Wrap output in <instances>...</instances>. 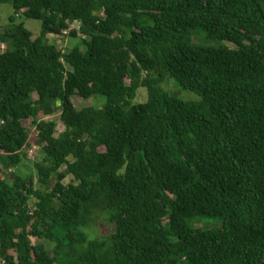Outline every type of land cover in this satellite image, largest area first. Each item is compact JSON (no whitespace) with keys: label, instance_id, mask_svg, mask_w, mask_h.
<instances>
[{"label":"trees","instance_id":"1","mask_svg":"<svg viewBox=\"0 0 264 264\" xmlns=\"http://www.w3.org/2000/svg\"><path fill=\"white\" fill-rule=\"evenodd\" d=\"M2 4L1 264H264V0ZM67 30L63 50L50 36ZM99 216L113 230L92 238Z\"/></svg>","mask_w":264,"mask_h":264},{"label":"rangeland","instance_id":"2","mask_svg":"<svg viewBox=\"0 0 264 264\" xmlns=\"http://www.w3.org/2000/svg\"><path fill=\"white\" fill-rule=\"evenodd\" d=\"M15 14L14 8L11 4H2L0 5V22L1 26L6 27L9 24V19L11 16ZM18 23H23L25 28L29 30L33 34V39H36L39 37L42 29V22L38 20H33V19H28L24 15H21L17 18ZM77 27V26H76ZM77 29V28H75ZM53 42H55L58 47L62 48L63 50H67L69 48H72L76 44L80 42L79 39L76 38H71L69 35H52L50 36ZM162 87L169 92V94H172L176 96L177 98L186 101V102H198L200 100L199 96H197L195 93L183 90L175 80H168L165 83H163ZM149 95L148 91L146 88L141 87L138 90L137 96L132 100V105H140L144 104L148 101ZM34 99H37V96H34ZM73 103L75 107L78 110H82L84 108H95V109H103L106 104H107V98L105 96H95L90 99H84L80 98L78 96L73 97ZM47 121H56L58 122L59 120V113H54L51 116L45 117L44 118ZM30 121L26 122L25 124L27 126L30 125ZM59 129H63V127L60 125ZM35 131V127L31 128V132ZM27 148L26 151H28ZM30 156L28 159L25 161L23 166L19 168V172L22 174L30 175V174H35V169L33 166V161L35 157V153L29 154ZM36 159H39L41 161V156L40 152L38 155H36ZM4 171H2L3 173ZM72 181V178L69 177L66 180V183H69ZM195 227L197 228H215L219 227L220 223L216 221H211L207 218H198L196 220V224H194ZM113 230V227L109 225L105 217L99 216L95 223L94 226L91 230V237L92 238H103L107 237L108 235L111 234ZM34 243H39V240L34 239ZM1 264V263H0Z\"/></svg>","mask_w":264,"mask_h":264},{"label":"built area","instance_id":"3","mask_svg":"<svg viewBox=\"0 0 264 264\" xmlns=\"http://www.w3.org/2000/svg\"><path fill=\"white\" fill-rule=\"evenodd\" d=\"M76 26H77V27H76ZM75 28H77V30L80 31V24H79L78 22L75 23V24L72 26V29H75ZM72 29H71V30H72ZM63 34H64V35H69V34H70V31H69V30L64 31ZM34 149H36V147L33 148V150L30 152V154L34 153Z\"/></svg>","mask_w":264,"mask_h":264},{"label":"water","instance_id":"4","mask_svg":"<svg viewBox=\"0 0 264 264\" xmlns=\"http://www.w3.org/2000/svg\"><path fill=\"white\" fill-rule=\"evenodd\" d=\"M60 105H61V101H58V102H57V106H60Z\"/></svg>","mask_w":264,"mask_h":264}]
</instances>
